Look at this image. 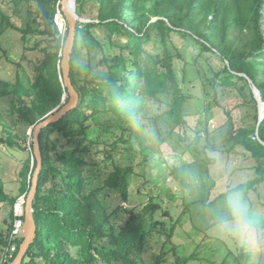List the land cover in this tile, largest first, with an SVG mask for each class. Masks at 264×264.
<instances>
[{
    "label": "trees",
    "instance_id": "16d2710c",
    "mask_svg": "<svg viewBox=\"0 0 264 264\" xmlns=\"http://www.w3.org/2000/svg\"><path fill=\"white\" fill-rule=\"evenodd\" d=\"M13 1L16 7L21 2L29 5L33 18L22 29L0 9L7 26L20 33L23 42L34 35L48 36L52 41L42 50L44 58L35 66L33 80L0 81V97L10 95L13 113L33 130L65 105L66 96V103L70 99L62 70L69 30L66 24L64 34L56 21L60 15L66 19L62 0ZM77 13L90 20L77 25L71 60L70 77L80 101L76 109L40 134L43 168L34 201L37 239L22 264H145L139 252L146 241L156 234L169 240L178 224L156 219L159 212L171 217L158 198L179 201L167 185L170 169L165 167L162 147L178 129L186 132L188 126L185 107L190 96L175 64L176 59L185 60L179 48L173 47V53L169 47L175 34L194 40L203 54H212L222 62V67L214 70V86L245 83L244 91L250 89L249 102L248 95H243L245 104L252 103L254 124L233 125L228 141L232 149L241 148L256 161L257 177L232 192L248 195L264 183V120L259 124V106L249 83L251 80L260 90L264 101V0H77ZM97 28L105 30L108 47L100 45L101 57L95 65L92 58L79 61L81 52L89 49L88 35ZM157 41L164 49L153 62L146 48ZM38 48L36 45L33 50ZM166 98H171L169 109L155 117L157 130L152 131L145 113L152 101L163 104ZM102 117H106L105 122H101ZM5 133L0 135V146L28 151L19 143L18 135L9 130ZM112 135L116 140L111 142ZM104 136L109 141H104ZM102 142L107 145L104 156L114 161L123 143L127 163H115L103 186L95 188L88 178V167L97 163L92 156ZM36 168L33 144L19 173L20 195L8 193L0 177V204L11 207L9 227L0 231L4 252L16 222L24 224L25 203ZM135 177H144L145 184H152L156 196L141 213L128 210V218L117 227L113 216L117 218L121 203L110 212L100 193L104 189L117 191L122 201L129 203ZM20 202L24 207L17 215L14 207ZM246 215L252 225L248 231L264 233V216L256 214L253 207ZM22 241L21 237L6 264L14 261ZM243 250L240 248L236 256L237 264L251 259ZM261 256L254 264H260ZM195 259V255L177 257L175 264H190Z\"/></svg>",
    "mask_w": 264,
    "mask_h": 264
},
{
    "label": "rangeland",
    "instance_id": "374dc122",
    "mask_svg": "<svg viewBox=\"0 0 264 264\" xmlns=\"http://www.w3.org/2000/svg\"><path fill=\"white\" fill-rule=\"evenodd\" d=\"M0 9L22 29L32 22L31 8L25 2L16 7L13 0H0ZM59 25L65 34L67 25L62 17H59ZM88 36L89 49L82 51L78 58L79 61L92 58L95 65L96 59L101 57L100 45L108 47L106 32L97 28ZM51 44V39L42 35H34L28 42H23L22 35L9 28L0 15V81L15 83L18 79L33 80L36 76L35 66L44 58L42 50ZM36 45L39 48L33 50ZM169 47L173 53V47L179 48L185 60L176 59L175 64L178 77L190 96L185 107L188 126L186 132L178 129L162 147V155L167 162L165 167L170 169L167 185L179 201L171 203L167 198H158L157 201L163 202L164 208L170 210L171 217L159 212L156 219L168 225L174 221L178 224L174 236L169 240L158 234L150 237L139 252L140 258L145 264H175L177 257L195 255L196 259L190 264H237L236 256L240 254V248H244L243 253L251 255V259L242 264H254L260 254V264H264V233L236 227L227 201L234 188L257 177L256 161L245 150L232 149V143L228 141L233 125L241 127L254 124L252 103L245 104L243 95H248L249 102L250 89L245 87L244 91L245 83L230 87L214 86V70H219L223 64L214 55L203 54L194 40L183 39L175 34ZM146 49L149 60L156 62L164 48L157 41ZM2 90L3 86H0ZM170 103L171 98H166L163 104L150 103L145 113L150 130H157L155 117L168 110ZM105 119L102 117L101 122H105ZM92 124L96 125L94 122ZM5 130L18 135L19 143L28 151L34 144V129L13 113L10 95L0 97L1 136H6ZM98 136L96 132L94 137ZM110 138L111 142L116 140L115 135ZM103 140L109 141L107 136ZM106 146L103 142L97 146L92 156L97 163L88 167L90 170L87 175L95 188L103 186L115 163H127L124 159L126 146L123 143L120 144L115 161L104 156L103 149ZM28 151L0 146V177L6 184V191L12 196L20 195L19 173L24 160L28 158ZM172 168L174 171H171ZM145 180L144 177L134 178L129 203L122 201L117 191L104 189L100 193L110 212L121 203L117 218L113 216L115 226L118 227L128 218V210L134 209L141 213L150 198L156 196L153 185L145 184ZM144 186L149 189H144ZM239 193L247 206L246 210L253 207L256 214L264 216V183L248 195ZM23 207L16 205V214ZM10 213V206L0 204V231L6 232L9 227ZM225 218L231 227L222 226ZM0 264H6L3 249L0 250Z\"/></svg>",
    "mask_w": 264,
    "mask_h": 264
},
{
    "label": "water",
    "instance_id": "95a60500",
    "mask_svg": "<svg viewBox=\"0 0 264 264\" xmlns=\"http://www.w3.org/2000/svg\"><path fill=\"white\" fill-rule=\"evenodd\" d=\"M62 11L65 16V23L68 24V37L64 47L63 53V61H62V70L64 74L65 85L69 90V101L66 103L65 97V105L62 108H57L51 114L48 115L47 119L39 123L35 129L33 134L34 140V155L37 160V168L33 176L32 188L27 196L25 203V221L23 224V241L20 245L19 252L11 264H22L27 252L31 248V246L36 242L37 239V223L34 217V201L37 196L38 191V183L39 176L41 174L43 168V158L41 154L40 148V134L46 129L48 126L59 122L66 114L70 111L76 109L78 107L80 96L77 93L72 80H71V60L72 54L75 48L76 35H77V25L78 23H86L90 22V20H86L81 18L77 13V0H62ZM61 17V15L59 16ZM59 17H57L56 21L59 25ZM158 19L153 20L152 22L157 21ZM60 26V25H59ZM61 29V27H60ZM62 31V29H61ZM251 84L253 94L255 99L258 102L259 106V124L264 120V101L262 99L260 90L253 84L251 80H249Z\"/></svg>",
    "mask_w": 264,
    "mask_h": 264
},
{
    "label": "clouds",
    "instance_id": "9594fccd",
    "mask_svg": "<svg viewBox=\"0 0 264 264\" xmlns=\"http://www.w3.org/2000/svg\"><path fill=\"white\" fill-rule=\"evenodd\" d=\"M228 206L235 220V226L241 229L251 230L252 225L246 215V204L239 192L230 193L227 197ZM222 226L231 227V223L227 218L222 220Z\"/></svg>",
    "mask_w": 264,
    "mask_h": 264
},
{
    "label": "built area",
    "instance_id": "2783aa9c",
    "mask_svg": "<svg viewBox=\"0 0 264 264\" xmlns=\"http://www.w3.org/2000/svg\"><path fill=\"white\" fill-rule=\"evenodd\" d=\"M22 206L23 203L20 202L17 206ZM19 214V213H18ZM17 214V215H18ZM23 236V223L21 221H17L15 227L10 235V242L8 247L5 249V262L8 258H10L17 248V241Z\"/></svg>",
    "mask_w": 264,
    "mask_h": 264
},
{
    "label": "crops",
    "instance_id": "0c3cea01",
    "mask_svg": "<svg viewBox=\"0 0 264 264\" xmlns=\"http://www.w3.org/2000/svg\"><path fill=\"white\" fill-rule=\"evenodd\" d=\"M0 250H2V247L0 246Z\"/></svg>",
    "mask_w": 264,
    "mask_h": 264
}]
</instances>
